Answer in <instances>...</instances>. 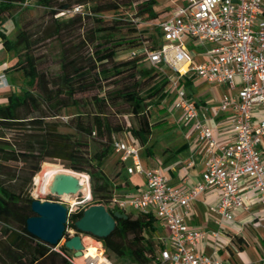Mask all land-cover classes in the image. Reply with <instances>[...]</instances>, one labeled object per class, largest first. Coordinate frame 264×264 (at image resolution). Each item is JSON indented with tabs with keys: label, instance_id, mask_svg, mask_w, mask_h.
<instances>
[{
	"label": "trees",
	"instance_id": "trees-1",
	"mask_svg": "<svg viewBox=\"0 0 264 264\" xmlns=\"http://www.w3.org/2000/svg\"><path fill=\"white\" fill-rule=\"evenodd\" d=\"M16 1L24 0H0V22L2 14ZM41 2L49 8L51 16V22L42 31L44 39L54 38L61 44L59 68L53 76L37 69L36 57L32 53L36 39L32 38V33L23 28L17 32L15 39L10 40L0 31L4 47L12 49L16 57L5 72L20 71L24 78L33 80L36 87L35 92L29 89L20 92L12 90L4 95V101L0 104V264H70L64 254L72 251L64 243L50 245L26 230V219L33 214L30 208L33 198L24 187L42 163V166L86 173L89 176L91 203H101L111 213L117 210L127 215L126 218H115V227L108 236L97 238L107 255H114L119 264H147L153 260L157 247L148 235L151 217L141 213L133 216L131 212L109 206L115 193L114 185L102 171V166L113 152V135L123 133L126 129L112 126L102 114L103 107L111 106L116 100L125 102L127 111L138 119V124L129 130L144 144L151 131L149 102L157 98L158 101H154L157 104L165 97L168 74L162 71L160 79L149 87V94L144 97L140 92L143 84L158 76L157 71L153 72V68L157 67H139L142 61H146L142 54L123 61L115 60L120 45L127 44L132 50L144 44L135 25L129 30L136 35L129 39L115 38V27L103 25L86 29L84 17L79 14L58 18L56 13L70 9L69 3H60L52 9L50 0ZM155 3L156 0H138L137 14L150 19L157 17L153 9ZM116 6L117 3L112 2L103 8ZM101 9L92 7L94 13ZM93 19L96 23L103 22L98 16ZM82 30L83 33H80ZM77 33L81 36L80 41L76 40ZM79 43L82 44L77 46ZM82 45L86 49L80 54ZM157 45L149 47L155 48ZM125 72L124 78L127 76L131 82L105 91L100 97L93 96V100L101 106L99 111L87 120L82 115L70 119L80 137L58 130L59 123L55 118L62 109L77 105V93L89 91L103 79L122 76ZM89 76L92 79L90 81ZM143 77L146 79L143 80ZM84 136L97 140L99 147L93 151L88 149V144L81 139ZM49 161H58L64 167ZM119 161L120 168L123 163ZM47 167L44 166L40 172L44 174ZM86 205H90L89 202ZM84 208L85 205H81L68 213L63 235L66 239L71 236L68 229L74 230L73 235L78 232L74 221L82 215Z\"/></svg>",
	"mask_w": 264,
	"mask_h": 264
},
{
	"label": "built area",
	"instance_id": "built-area-1",
	"mask_svg": "<svg viewBox=\"0 0 264 264\" xmlns=\"http://www.w3.org/2000/svg\"><path fill=\"white\" fill-rule=\"evenodd\" d=\"M80 12V5H75L56 16ZM146 24L155 29L160 42L155 48L144 43L132 49L130 56L142 54L151 66L171 71L173 107L181 111L183 120L190 123L191 132L203 145L204 170L194 187L181 189L170 184L158 169L143 166L135 137L123 139L114 134L113 152L120 156L125 171L141 174L145 184L131 193H114L110 205L152 215L166 227L167 236L147 264H227L199 252L198 245L208 233L188 226L184 216L196 194L209 187L220 193L214 206L220 219L230 220L233 211L248 210V194L241 190L242 180H247L248 187L264 203V153L259 149L264 117L254 116L256 110L264 112V0H181L168 17ZM185 37L203 47L201 59L195 60ZM188 74L235 89L224 93L214 110L215 114L230 112L231 141L216 139L203 107L187 95L183 81ZM8 87L7 74L0 71V90ZM68 232L73 235L74 230ZM212 234L216 236L217 232ZM64 255L70 264H119L100 246L94 255L88 254L86 246L80 256L73 252Z\"/></svg>",
	"mask_w": 264,
	"mask_h": 264
},
{
	"label": "crops",
	"instance_id": "crops-1",
	"mask_svg": "<svg viewBox=\"0 0 264 264\" xmlns=\"http://www.w3.org/2000/svg\"><path fill=\"white\" fill-rule=\"evenodd\" d=\"M0 39V52L3 48ZM192 46L189 45L191 49ZM203 47H197L195 60L202 58ZM3 52V51H2ZM16 57L10 60L5 54H0V71H5L13 64ZM8 75V73L6 72ZM168 77L172 74L169 70ZM0 90V104L4 95L13 89ZM187 95L197 101L204 109L207 121L213 128V133L219 142H229L233 138L230 123V112L214 113L218 102L224 93L234 92L226 85L208 82L188 74L183 81ZM15 91V90H14ZM174 91L170 83L166 95L157 103L156 116L151 122L150 134L145 143L140 141V160L145 168H155L163 173L169 183L181 189H191L201 181L204 170L205 150L190 130V123L182 118L181 111L173 107ZM256 119L264 117V112L256 110ZM123 139L134 137L128 129L118 135ZM259 149L264 153V135ZM116 161L120 165V156ZM113 185L115 193H131L144 186L145 180L141 174L127 173L124 166L118 169ZM247 180H242L241 190L248 194V210L233 211V218L220 219L214 210L220 193L214 187H209L196 194L184 216L186 224L193 228L207 231V236L198 245L199 252L220 258L227 264H264V203L259 201L257 193L250 189ZM148 227V235L158 245L167 236V229L154 216ZM212 232H217L214 236ZM84 244V243H83Z\"/></svg>",
	"mask_w": 264,
	"mask_h": 264
},
{
	"label": "rangeland",
	"instance_id": "rangeland-1",
	"mask_svg": "<svg viewBox=\"0 0 264 264\" xmlns=\"http://www.w3.org/2000/svg\"><path fill=\"white\" fill-rule=\"evenodd\" d=\"M117 3V6L115 8L106 9L103 8L105 5H108L109 3ZM60 3H69L71 8L75 5H80V13H77L81 16H83V22L86 29H96L99 26H110L115 27L114 30V37L120 38L125 37L124 39H129L131 36L136 35V33H131L129 30L130 27L136 26L139 32V34L143 38V43L152 46V44H158L159 37L156 34V31L151 26H148L146 23L151 20L156 19H163L168 17L174 9L177 7L178 4L181 3V0H156V3L153 5L154 11L157 13V17L150 19L147 18L146 15H139L137 14V5L138 0H50V4L52 5V9L57 8L56 6ZM102 7V9L96 13L93 12L92 7ZM69 16H57L58 18H68ZM88 16V18H87ZM98 16L100 17L103 22L102 23H96L94 21L93 17ZM51 22V16L49 13V8H46L44 4H42L41 0H24V1H16L13 2V4L2 14L1 22H0V31L4 33L8 39L13 40L15 39V36L17 32L21 29H26L30 33H32V38L36 39L35 44L32 48V53L36 57L37 62V69L39 71L46 72L49 76H53L59 68V59H60V50H61V44L58 40L54 38H47L44 39L43 36V29ZM112 31V30H111ZM79 33V32H78ZM77 33L76 40L80 41L81 36H79L80 33H83V30L80 31V33ZM185 42L188 44V46H192L191 50L196 52L197 46H195V43H190V39L188 37H185ZM78 41H75L77 43ZM190 43V44H189ZM82 43L77 44L81 45ZM192 44V45H191ZM86 45V44H85ZM91 47V46H90ZM89 47V51H91ZM86 46L82 45L79 49V53L83 54L85 52ZM1 53L5 54L10 60H13V57H15V54L13 50H7L5 47L1 48ZM130 51L131 48L127 46V44H122L118 47L117 54L115 56V60L117 61H123L130 58ZM143 68H149L152 67L148 62L142 61L140 63L139 67ZM157 71L158 76L153 81H148L143 84V87L141 89V94L144 97H147L149 94V87L155 82L160 79V74L163 72L169 73L168 68H163V70H160L159 68H153V72ZM125 72L122 76H114L109 77L107 79H103L101 83L96 85L89 91H86L84 93H77L76 98L78 100L77 105L75 106H69L64 109H62L60 115L55 118L57 122L59 123L58 130L62 132H69L73 133L77 137H80L79 134L75 131V128L70 123V119L75 117L76 115H82L81 117L84 120H87V118L91 117L92 114L99 111V107L97 103L93 100V96H102L105 91L116 89L118 87H121V85H125L127 82H131L132 80L128 78ZM8 79L11 80V83L13 85V89L17 92H20L22 89H29L32 91H36V87L33 80H28L24 78L22 73L20 71L12 72L7 75ZM123 77V78H121ZM146 79L143 77V80ZM89 81L92 80L91 76H89ZM115 81V82H113ZM236 83H239V77L236 78ZM165 90L169 89V83L165 85ZM149 98H146L148 100ZM152 102H149V110H148V116L149 121L154 122L156 121L159 116H156L155 113L157 112V104L154 103V101H158L157 98L151 99ZM104 113L102 114L103 117L107 118L108 122L114 126L118 125L119 127L123 129H130L133 126H136L138 124V119L136 116L131 115L127 109L128 105L123 102L122 100L118 99L115 103L111 104L109 107H103ZM125 130V131H126ZM117 133V132H115ZM116 135H122V133L116 134ZM87 144V148L91 151L97 149L99 147V144L97 143V140H94L92 137H82ZM86 148V147H85ZM117 155L112 152L108 158L104 161L102 166V171L108 175V177L114 181L116 175L118 174L119 169V163L116 161ZM52 163H57L63 166L58 161H49ZM41 164L39 170L27 181L24 189L29 192L30 196L34 199H40V200H53L61 202L66 208H67V215L68 213L74 211L81 205H86V202L91 203V192H90V182H89V176L86 173L83 172H77L74 170H71L69 168H63L66 170H69L70 172L77 173L76 175L80 178V184H81V191H79L77 194H72L68 196H57L54 195L48 190H40L41 185H43V180L46 176H51L53 174V171L56 168L61 167H54L50 165H44L49 166L46 168L44 174L43 172H40V170L44 167ZM64 167V166H63ZM52 169V170H51ZM50 170V171H49ZM87 187L88 194L84 193V187ZM112 207L111 205H109ZM127 213L131 212L133 216L138 214L137 211L126 209ZM83 243L86 247L95 248L97 244L101 248V244L99 243V240H97L96 237L88 234V233H81ZM66 240V237L62 238L58 245H61ZM152 240V239H151ZM154 244H156L154 242ZM157 245V244H156ZM57 247V246H56ZM159 247H155V255L158 253ZM107 253V252H106ZM110 258L118 263L117 258L114 255H110Z\"/></svg>",
	"mask_w": 264,
	"mask_h": 264
},
{
	"label": "water",
	"instance_id": "water-1",
	"mask_svg": "<svg viewBox=\"0 0 264 264\" xmlns=\"http://www.w3.org/2000/svg\"><path fill=\"white\" fill-rule=\"evenodd\" d=\"M77 173H60L53 179L48 192L60 195H72L81 191ZM33 214L26 219V230L50 245H58L63 238L67 221V208L58 201L32 199L30 204ZM127 215L117 210L112 213L105 205L93 203L85 207L82 215L74 221L78 231L64 241V246L80 256L85 246L81 233H88L96 238L108 236L115 227V218H126Z\"/></svg>",
	"mask_w": 264,
	"mask_h": 264
},
{
	"label": "bare ground",
	"instance_id": "bare-ground-1",
	"mask_svg": "<svg viewBox=\"0 0 264 264\" xmlns=\"http://www.w3.org/2000/svg\"><path fill=\"white\" fill-rule=\"evenodd\" d=\"M60 173H72L70 172L69 170H66V169H63V168H56L54 171H53V174L51 176H46L45 179L43 180V185H41V189L40 190H48L53 179L55 178L56 175L60 174ZM80 181V178L78 175H76ZM82 189V188H81ZM84 193L85 194H88V189L87 187L85 186L84 187ZM63 196H68L67 194H64ZM99 246V244H97V246L95 248H88L87 247V251H88V254L90 255H94L97 251V247Z\"/></svg>",
	"mask_w": 264,
	"mask_h": 264
}]
</instances>
